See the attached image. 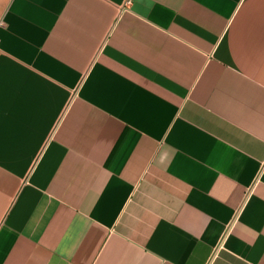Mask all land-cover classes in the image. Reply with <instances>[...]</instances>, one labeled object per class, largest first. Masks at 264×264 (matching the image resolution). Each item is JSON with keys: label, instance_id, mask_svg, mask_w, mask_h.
<instances>
[{"label": "crops", "instance_id": "1", "mask_svg": "<svg viewBox=\"0 0 264 264\" xmlns=\"http://www.w3.org/2000/svg\"><path fill=\"white\" fill-rule=\"evenodd\" d=\"M0 0V264H264V0Z\"/></svg>", "mask_w": 264, "mask_h": 264}, {"label": "built area", "instance_id": "2", "mask_svg": "<svg viewBox=\"0 0 264 264\" xmlns=\"http://www.w3.org/2000/svg\"><path fill=\"white\" fill-rule=\"evenodd\" d=\"M128 2H129V0H125V1H124V4H127ZM0 24H1V22H0Z\"/></svg>", "mask_w": 264, "mask_h": 264}]
</instances>
